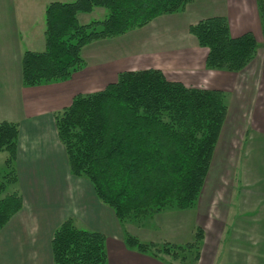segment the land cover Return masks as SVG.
Wrapping results in <instances>:
<instances>
[{
	"label": "trees",
	"instance_id": "16d2710c",
	"mask_svg": "<svg viewBox=\"0 0 264 264\" xmlns=\"http://www.w3.org/2000/svg\"><path fill=\"white\" fill-rule=\"evenodd\" d=\"M192 0L52 1L45 10V48L22 56V82L34 87L63 82L83 69L82 48L97 39L118 36L154 18L184 10ZM264 35V0H256ZM105 18L81 23L78 15L95 8ZM199 45L208 49L206 67L240 71L256 56L253 32L233 36L223 15L190 25ZM228 112L221 89L170 80L158 68L126 70L105 88L78 93L55 114L58 137L71 173L87 178L97 198L123 225L165 209L193 207L201 194ZM19 124L0 122V229L22 207L15 167ZM204 230L184 244L142 242L125 232L129 249L168 264H197ZM53 264H109L106 235L64 220L52 237ZM167 258V259H165Z\"/></svg>",
	"mask_w": 264,
	"mask_h": 264
},
{
	"label": "crops",
	"instance_id": "0c3cea01",
	"mask_svg": "<svg viewBox=\"0 0 264 264\" xmlns=\"http://www.w3.org/2000/svg\"><path fill=\"white\" fill-rule=\"evenodd\" d=\"M52 1L74 0H0V122L19 124L15 159L18 182L14 188L22 195L21 209L0 229V264H53L52 237L68 218H73L80 228L106 235L109 264H168L129 249L124 238L125 232L133 234L127 226L132 224L122 225L113 209L97 198L92 183L71 173L55 114L69 105L75 94L103 89L126 70L158 68L170 80L221 89L228 99V112L199 197L202 196V209L208 202L206 192L219 152L225 154L222 168L228 186L238 182L247 186L264 174L257 172L259 166L254 169L245 161L241 177L235 180L244 155L264 154V35L257 1L192 0L182 11L160 15L145 26L86 44L82 48L86 65L70 79L26 87L22 82V56L27 50H44L45 10ZM86 14L78 15L81 23L90 22L81 21ZM216 15L227 18L233 36L251 31L257 39L256 56L240 71L208 69V49L199 45L189 30L190 25ZM260 165L264 167V160ZM217 195L211 198L212 203ZM243 197L244 202H251L247 194ZM173 211L166 213L163 225L172 233L165 232L168 239H159L186 243L190 233L183 226L184 209ZM207 213L210 223L213 216ZM226 217L227 212L224 220ZM222 221L214 223L215 230L226 225ZM207 226L204 223L202 228ZM220 233H213L216 242L207 248L204 230L197 264H217Z\"/></svg>",
	"mask_w": 264,
	"mask_h": 264
},
{
	"label": "rangeland",
	"instance_id": "374dc122",
	"mask_svg": "<svg viewBox=\"0 0 264 264\" xmlns=\"http://www.w3.org/2000/svg\"><path fill=\"white\" fill-rule=\"evenodd\" d=\"M106 14L107 10L105 8H95L92 13H87L83 16L81 21H92L95 19L102 20L105 18ZM5 158L6 154L4 152L1 153L0 166L4 164ZM225 160V154L219 152L214 161L215 163L208 186L209 189L206 192L208 202L205 203L202 209L201 196L200 199L198 198L199 203L197 201L193 207L181 211L184 214L183 226L185 230L187 229V232L190 233L188 239L192 241L197 228H202V225L207 223V228H202L206 233L207 248L211 247L212 243L216 242L213 233L221 231L218 239L217 264H264V167L260 165L264 160V154L247 153V155L243 156L242 166H237L240 169H238L236 173V176L238 177L235 179L236 182L239 180V177H241V173L244 169L243 167H246L245 161H249L252 168L255 166L254 169L259 166L257 172H262L263 175L256 179L253 178L247 186L240 182H238L236 186H228V179H225L226 177L223 176V173L225 172L222 168V164L225 163ZM253 162L256 164L253 165ZM223 188L225 191L223 190V192H220L219 190ZM215 193L218 195L216 201L212 203L211 198L214 197ZM245 194L251 197V202L243 201V196ZM261 194L263 197L260 199L258 196H261ZM170 210L176 212L175 210L181 209H165L141 220H128L125 222V225L128 223L132 224V226L127 225L133 231V234H130L135 235V233H139L140 235L138 234L137 237L142 242H154L157 246L161 247L166 240L159 239V237L168 239L165 232L172 233L171 229H167V226H163L165 224V219L167 218L166 213L169 214ZM208 211H210L213 216L210 223L207 216ZM226 212L227 220H224ZM219 220H223V224L225 223L226 225L219 230H215L216 224L214 225V223ZM245 223H247V225H245ZM145 237L155 240H143ZM189 240L187 241L189 242ZM166 242L180 244L173 241ZM201 251L202 249L200 252ZM176 264H181V262L177 260Z\"/></svg>",
	"mask_w": 264,
	"mask_h": 264
}]
</instances>
